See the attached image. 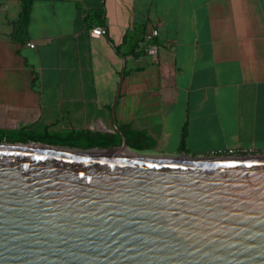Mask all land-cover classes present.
Segmentation results:
<instances>
[{
    "label": "crops",
    "instance_id": "0c3cea01",
    "mask_svg": "<svg viewBox=\"0 0 264 264\" xmlns=\"http://www.w3.org/2000/svg\"><path fill=\"white\" fill-rule=\"evenodd\" d=\"M24 2L0 0V138L264 149V0H31L22 26Z\"/></svg>",
    "mask_w": 264,
    "mask_h": 264
},
{
    "label": "water",
    "instance_id": "95a60500",
    "mask_svg": "<svg viewBox=\"0 0 264 264\" xmlns=\"http://www.w3.org/2000/svg\"><path fill=\"white\" fill-rule=\"evenodd\" d=\"M121 136L0 141V264H264V155H145Z\"/></svg>",
    "mask_w": 264,
    "mask_h": 264
},
{
    "label": "trees",
    "instance_id": "16d2710c",
    "mask_svg": "<svg viewBox=\"0 0 264 264\" xmlns=\"http://www.w3.org/2000/svg\"><path fill=\"white\" fill-rule=\"evenodd\" d=\"M30 9H31V0H25L22 17H21L22 26L28 23ZM42 137L43 139L48 140L51 143L60 144L64 146L68 145L70 147H75L73 146L74 145L73 140L75 139L77 140L80 137V138L87 140V143H88L87 148L115 146V145H119L122 141V138L120 136L118 138L112 139L111 137H107V136L91 137L90 135H86L84 133H81V134L69 133L66 136L45 134ZM38 138L41 139L40 136ZM0 139H1L0 141L13 142V140H9V139H3V138H0ZM35 139L37 138L36 137L30 138V140H35ZM26 142H29V141H26ZM154 144L155 143L152 142V145Z\"/></svg>",
    "mask_w": 264,
    "mask_h": 264
},
{
    "label": "built area",
    "instance_id": "2783aa9c",
    "mask_svg": "<svg viewBox=\"0 0 264 264\" xmlns=\"http://www.w3.org/2000/svg\"><path fill=\"white\" fill-rule=\"evenodd\" d=\"M93 34L96 36H103L107 33V30L105 29V27L103 26H97L93 29ZM158 34L157 30H154L152 32L151 36H156ZM31 47H34V44L30 43ZM158 50V46L156 44H152V46L149 48L148 52L152 55H155L157 53ZM250 154H258V155H264V149H262L261 151H258L256 153L253 152H246V151H235L233 149L228 150L226 152H212L210 155H206V156H236V155H250Z\"/></svg>",
    "mask_w": 264,
    "mask_h": 264
},
{
    "label": "rangeland",
    "instance_id": "374dc122",
    "mask_svg": "<svg viewBox=\"0 0 264 264\" xmlns=\"http://www.w3.org/2000/svg\"><path fill=\"white\" fill-rule=\"evenodd\" d=\"M13 139V136H12V138H10L9 140H12ZM1 140V139H0ZM73 146H75V147H73V148H79V149H88L87 148V146H88V143L86 142V141H84V140H81V141H74L73 142ZM132 149V148H131ZM139 153H142V154H145V155H151L152 153H150V152H142V151H138ZM153 155V154H152Z\"/></svg>",
    "mask_w": 264,
    "mask_h": 264
},
{
    "label": "bare ground",
    "instance_id": "6f19581e",
    "mask_svg": "<svg viewBox=\"0 0 264 264\" xmlns=\"http://www.w3.org/2000/svg\"><path fill=\"white\" fill-rule=\"evenodd\" d=\"M128 155H130L129 151L126 152Z\"/></svg>",
    "mask_w": 264,
    "mask_h": 264
}]
</instances>
